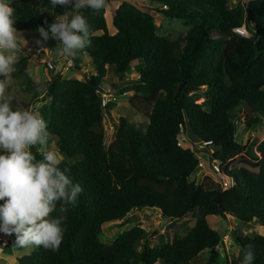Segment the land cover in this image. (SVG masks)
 Instances as JSON below:
<instances>
[{
    "label": "trees",
    "instance_id": "16d2710c",
    "mask_svg": "<svg viewBox=\"0 0 264 264\" xmlns=\"http://www.w3.org/2000/svg\"><path fill=\"white\" fill-rule=\"evenodd\" d=\"M228 1L147 0L150 10L192 25L184 37L173 40L158 33L151 13L126 1L113 11L114 34L108 31L105 9L84 10L92 44L78 55L90 58L95 74L63 78L52 69L46 103L39 109L65 157L60 167H69L73 183L84 191L66 213L67 231L59 250L39 246L16 264H193L202 252L223 242L225 233L209 226V215L263 228L254 235H234L238 254L224 256V264H241L249 244L253 264H264V139L252 146L238 141L235 121L244 111L247 129L259 130L264 122V0H238L232 7ZM7 3L15 9L13 26L19 31L46 29L45 19L55 22L58 15L71 12L53 8L49 0ZM242 26L247 38L233 34ZM207 29L229 36L212 39ZM45 42L55 52L56 42ZM133 61L138 77L124 80L118 90L143 96L150 105L149 121L141 129L121 119L113 145L106 148L96 89L109 73L121 78ZM33 65L28 55L21 56L11 77L23 78L22 85L34 89L28 74ZM202 87L204 100L197 103L195 94ZM28 91L37 101L38 94ZM182 133L194 147L211 142L198 153L206 155L209 166L211 160L221 162L224 174L233 179L231 188L223 189L212 175L190 179L199 159L193 148L180 145ZM31 150L42 159L37 146ZM145 208L158 210L170 221L193 210L194 222L182 236L172 230L153 246L143 241L140 248L133 247L139 234L147 237L137 226L121 232L111 244L100 240L103 225L122 222ZM50 215H61L59 204Z\"/></svg>",
    "mask_w": 264,
    "mask_h": 264
},
{
    "label": "clouds",
    "instance_id": "9594fccd",
    "mask_svg": "<svg viewBox=\"0 0 264 264\" xmlns=\"http://www.w3.org/2000/svg\"><path fill=\"white\" fill-rule=\"evenodd\" d=\"M53 7L70 9L55 18V22L40 27L43 40L56 42L55 55L75 58L91 47L92 33L83 12H99L108 6L107 0H49ZM15 9L0 0V233L15 236L21 248L43 246L58 251L67 231L69 208H74L84 191L73 183L69 167H60L65 157L49 149L51 132L48 122L32 108L16 106L9 93L11 74L16 71L21 52V39L13 26ZM39 43V42H38ZM42 159L32 152L33 147ZM61 215L52 217L57 210ZM252 245L245 246L241 264H253Z\"/></svg>",
    "mask_w": 264,
    "mask_h": 264
},
{
    "label": "rangeland",
    "instance_id": "374dc122",
    "mask_svg": "<svg viewBox=\"0 0 264 264\" xmlns=\"http://www.w3.org/2000/svg\"><path fill=\"white\" fill-rule=\"evenodd\" d=\"M124 1L145 12L151 13L154 17L155 24L158 27V33L163 36H167L172 40L184 37L192 26L181 19H170L163 16V14L159 12L150 10L147 0H109L108 6L105 8L104 17L110 34H114L116 32L115 28L112 26L113 11ZM236 1L238 0H229V6H234ZM239 1L243 2V0ZM17 31L21 38L19 42L21 43L23 49L21 52L17 53L18 57L20 58L23 55H28L34 64L28 70V74L34 82V89L27 86L24 87L22 85L24 81L23 78L15 79L11 77L8 94H11L14 97L12 102L14 107L22 106L26 108L39 102L46 103L43 98L46 85L48 81H50L51 72L53 71L50 67L51 63H56L54 71L55 73L59 72L63 78L84 79L89 74H95V66L90 58H87V56H81L79 58V55H77V63L75 62V58L66 59L63 57H57L54 51L47 48L46 42L41 37L39 31ZM206 34L212 39H220L229 36L224 32L214 29H207ZM233 34L236 33L234 32ZM248 36L249 33L242 37L247 38ZM68 59L71 60L72 66L68 70H65L62 67L67 64L66 62ZM46 64L49 65L50 68H48ZM78 64L80 68H77ZM136 66L137 61H133L131 63V69L124 73L121 78L114 77L111 73L107 74L106 78L100 80L101 85L106 88L114 89V92H118V88H121L120 85L123 84L124 80L131 81L137 78ZM0 79H4V77L0 76ZM127 86H129V84ZM28 89L32 90L33 93L35 92L38 94L37 101H35V98L33 99ZM204 91L205 87H202L199 91H197V94H195L197 103L203 102L204 97L200 95H202ZM149 111L150 105L148 104V101L143 96L133 92H128L126 95L121 94L118 96L116 101L109 103L107 108L103 109V126L105 131L106 148L113 145L118 131L117 126L121 119L134 124L138 128L144 129L149 121L147 116ZM245 116V112L243 111L238 114V117L235 119L237 128L239 126L237 140L241 141L243 144L251 142L252 144L250 145L252 146L264 139V122L262 121L260 124L259 130H249L243 124ZM178 140L182 147L194 148V146L187 139V133L179 135ZM49 146V149L51 150H58L55 138H50ZM203 158L206 166L195 170V172L190 176L191 180L197 179L198 181H201L203 176H205L202 169L207 172V175H211L208 158L205 154H203ZM198 173H202V176L199 175V177ZM194 217L195 212H193V210H191L184 218L177 221L164 219L160 212L156 209L145 208L135 210L132 213H129L122 222L117 221L103 225L100 240L106 244H111L121 232L129 229L131 226H137L142 228L147 233V237L144 240L141 237V234H139L133 242V247L140 248L143 241L147 242L149 246H153L159 242L161 235L169 236L172 230L179 236H182L188 228L193 225ZM207 221L212 229L221 234L225 233V239L223 237V242L216 248L213 247L202 252L193 264H224V256L236 257L238 254V248L233 241L235 236L254 235L255 233H261L263 231L256 224H242L235 220L234 217L230 216L223 219L220 216L209 215L207 216ZM14 240V235H7L4 237V241L0 244V264H16L17 258L29 254L38 248L37 246L21 248L15 245Z\"/></svg>",
    "mask_w": 264,
    "mask_h": 264
},
{
    "label": "built area",
    "instance_id": "2783aa9c",
    "mask_svg": "<svg viewBox=\"0 0 264 264\" xmlns=\"http://www.w3.org/2000/svg\"><path fill=\"white\" fill-rule=\"evenodd\" d=\"M164 8H166V6H163ZM234 32L239 35V36H246L248 34L247 29L245 28V26L242 27H238L234 29ZM50 62V61H49ZM67 64L64 65L62 68H64L65 70H68L72 65H71V60L68 59V61L66 62ZM55 64H50L51 69H55ZM57 69V67H56ZM96 94L99 96L100 98V105L103 109L107 108V106L109 105V103L116 101L118 96H120L121 94L126 95L128 94L127 91H120L118 90V92H114V89L111 88H106L103 85H99L96 89ZM43 105V102H39L36 103L34 105H32L30 108H32L35 111L39 112L40 107ZM211 142L210 141H206L203 142L201 145H199L198 147H194L193 149L196 151V154L198 155V166L197 168H204L205 167V163H204V158L202 156V154H199L198 152L204 151L205 147L210 145ZM210 166H211V175L214 177L215 181L217 183H219L221 185V187L223 189H228L231 188L233 186V179L227 175L224 174L223 172V167L220 161L217 160H211L210 161ZM203 171V170H202ZM202 174V173H201ZM204 175H207L205 170L203 171ZM261 229H263L262 227H260ZM7 236L4 233H0V244L4 241V237ZM226 236V235H225ZM225 239V237H224ZM218 245L215 246V248Z\"/></svg>",
    "mask_w": 264,
    "mask_h": 264
},
{
    "label": "crops",
    "instance_id": "0c3cea01",
    "mask_svg": "<svg viewBox=\"0 0 264 264\" xmlns=\"http://www.w3.org/2000/svg\"><path fill=\"white\" fill-rule=\"evenodd\" d=\"M247 0H243V3L246 2ZM136 77H138V74H136ZM48 146H49V142H48ZM50 148V146L48 147ZM58 151V150H57ZM204 171V169H202ZM206 172V171H205ZM207 173V172H206Z\"/></svg>",
    "mask_w": 264,
    "mask_h": 264
}]
</instances>
